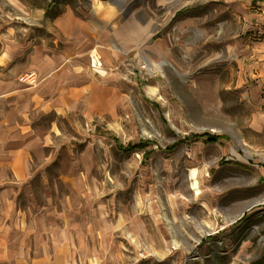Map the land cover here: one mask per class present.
<instances>
[{"label": "crops", "instance_id": "1", "mask_svg": "<svg viewBox=\"0 0 264 264\" xmlns=\"http://www.w3.org/2000/svg\"><path fill=\"white\" fill-rule=\"evenodd\" d=\"M77 2V8L42 10L59 44L33 46L25 53L24 42L9 50L0 40V264H136V252L142 251L153 257L145 264H264V249L259 258L249 251L252 242L244 231L250 225L242 220L250 205L264 204V194L249 200L244 183L229 186L222 196L225 211L236 213L233 218H207L191 229L176 217L170 232L162 221L158 228L149 218L142 232H129L126 239L117 238L121 223L105 221L103 208L93 200L82 152L75 162L79 167L62 162L59 176L71 183H63L65 194L56 202L48 184L43 183L41 202L33 186L56 156L46 153L55 140L45 117L85 113L90 97L97 95L95 84L118 78L128 70L127 62L133 68L146 63L153 76L167 63H201L220 43L224 50L217 56L234 59L240 73L244 69L245 97L262 94L263 108L256 110L264 118V0ZM233 15L260 34L257 42L235 41L236 56ZM26 73L35 75L34 84L19 81ZM252 79L255 86L247 84ZM258 179V185L264 183V169ZM194 248L197 258L184 262Z\"/></svg>", "mask_w": 264, "mask_h": 264}, {"label": "rangeland", "instance_id": "2", "mask_svg": "<svg viewBox=\"0 0 264 264\" xmlns=\"http://www.w3.org/2000/svg\"><path fill=\"white\" fill-rule=\"evenodd\" d=\"M80 1L84 6L85 0ZM65 6L80 4L76 0H0V40L9 50H14L16 42H24L25 53L33 46L47 49L53 41L59 44L42 10L63 11ZM231 21L233 47L235 41L242 45L260 40L259 31L242 17L233 15ZM220 50L224 48L217 43L201 63L196 59L167 63L148 78L126 65L128 70L118 78L95 84L97 95L90 97L85 113L46 116L55 140L46 153L56 156L45 167L43 178L33 183L38 201L43 199V183L53 190L55 202L65 194L63 183L71 181L59 176V168L63 161L68 167H79L75 162L80 152L87 156L90 170L85 178L93 200L103 208L104 220L121 223L118 239L142 232L141 225H148L149 218L153 226L156 220L158 228L157 221H162L168 232L176 217H182L191 229L207 218H233L236 213L225 211L222 198L231 185L244 183L249 200L264 194V183L258 185V173L264 169V118L262 111L257 112L263 108V97L258 93L245 97L244 69L240 73L234 59L217 56ZM248 81L255 86L253 79ZM205 135L218 139L208 143ZM243 214L242 220L250 225L244 231L252 242L249 251L259 258L264 249V204H252ZM143 253L136 252L140 259L136 264L153 260ZM196 253L197 248L192 249L184 262L195 260Z\"/></svg>", "mask_w": 264, "mask_h": 264}, {"label": "built area", "instance_id": "3", "mask_svg": "<svg viewBox=\"0 0 264 264\" xmlns=\"http://www.w3.org/2000/svg\"><path fill=\"white\" fill-rule=\"evenodd\" d=\"M126 65L128 66V68H133V64L131 65L127 62ZM136 71L137 73L141 74L143 78H148L150 76V73L147 70V64L144 62L136 65ZM19 81L32 85L36 82V77L33 73H26L19 77Z\"/></svg>", "mask_w": 264, "mask_h": 264}, {"label": "trees", "instance_id": "4", "mask_svg": "<svg viewBox=\"0 0 264 264\" xmlns=\"http://www.w3.org/2000/svg\"><path fill=\"white\" fill-rule=\"evenodd\" d=\"M205 137H206V140H207L208 143L215 142L218 139V137L214 136V135H205ZM173 146L174 145H170L168 148L171 149V148H173Z\"/></svg>", "mask_w": 264, "mask_h": 264}, {"label": "bare ground", "instance_id": "5", "mask_svg": "<svg viewBox=\"0 0 264 264\" xmlns=\"http://www.w3.org/2000/svg\"><path fill=\"white\" fill-rule=\"evenodd\" d=\"M199 204H200L203 208H205V209H209V208H208V205L206 204V202L201 201Z\"/></svg>", "mask_w": 264, "mask_h": 264}]
</instances>
